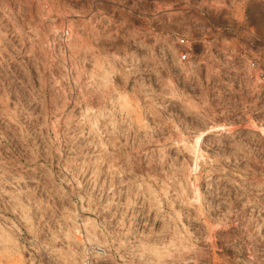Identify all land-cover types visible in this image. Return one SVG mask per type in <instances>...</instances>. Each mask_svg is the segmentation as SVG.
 Here are the masks:
<instances>
[{
    "label": "rangeland",
    "instance_id": "rangeland-1",
    "mask_svg": "<svg viewBox=\"0 0 264 264\" xmlns=\"http://www.w3.org/2000/svg\"><path fill=\"white\" fill-rule=\"evenodd\" d=\"M253 54L264 0H0V264H264Z\"/></svg>",
    "mask_w": 264,
    "mask_h": 264
},
{
    "label": "built area",
    "instance_id": "built-area-1",
    "mask_svg": "<svg viewBox=\"0 0 264 264\" xmlns=\"http://www.w3.org/2000/svg\"><path fill=\"white\" fill-rule=\"evenodd\" d=\"M203 38H189L185 35L177 36L172 44L176 48V58L180 62L186 61L193 53L195 43H204ZM209 44V43H207ZM170 45V44H169ZM159 50H170L167 44L158 43ZM237 57L236 68L232 77L234 82L244 86V89L250 90L252 95L257 97L259 107H264V55L253 54ZM252 85L254 90H252Z\"/></svg>",
    "mask_w": 264,
    "mask_h": 264
},
{
    "label": "bare ground",
    "instance_id": "bare-ground-1",
    "mask_svg": "<svg viewBox=\"0 0 264 264\" xmlns=\"http://www.w3.org/2000/svg\"><path fill=\"white\" fill-rule=\"evenodd\" d=\"M263 121H264V120H263ZM261 124H262V123H261ZM261 124H260V125H258V124H257V125H254V127H256V129H259V130H260V133H261V132L264 133V124H262V125H261ZM201 134H203V133L200 132L199 135H197V137H196V139H195L197 142H198L199 139L201 138V136H202ZM262 135H263V134H262Z\"/></svg>",
    "mask_w": 264,
    "mask_h": 264
}]
</instances>
